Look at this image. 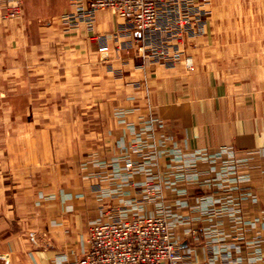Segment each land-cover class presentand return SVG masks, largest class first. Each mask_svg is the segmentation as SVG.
Masks as SVG:
<instances>
[{
    "label": "crops",
    "instance_id": "crops-1",
    "mask_svg": "<svg viewBox=\"0 0 264 264\" xmlns=\"http://www.w3.org/2000/svg\"><path fill=\"white\" fill-rule=\"evenodd\" d=\"M43 1L25 0L12 23L31 62L38 60L31 12ZM2 7L0 0L7 24ZM97 20L109 44L133 45L136 32L122 31L112 12ZM203 31L186 34L184 64L127 73L106 143H83L72 162L47 167L30 196L0 201V264L75 260L93 224L136 215L168 219L183 264H264V24H204Z\"/></svg>",
    "mask_w": 264,
    "mask_h": 264
},
{
    "label": "rangeland",
    "instance_id": "rangeland-1",
    "mask_svg": "<svg viewBox=\"0 0 264 264\" xmlns=\"http://www.w3.org/2000/svg\"><path fill=\"white\" fill-rule=\"evenodd\" d=\"M24 2L14 8L3 0L7 24H0V201L10 203L30 196L28 189L47 167L81 155L83 143L97 147L106 140L111 106L125 98L127 73L157 63L181 65L190 58L186 32L174 40L172 30L178 24L169 26L170 33L157 27L145 37L136 34L133 45L121 47L109 44L97 24L98 13L105 11L122 20V31L132 29L114 10L102 8L92 19H78L73 0H49L31 12L37 26L31 32L38 38V60L31 62L16 43L20 25L12 24L22 17ZM196 6L190 24L194 29L187 38H199L204 24H264V0H197ZM94 31L100 44L92 41ZM133 57L135 64L129 68ZM136 76L142 73L132 78L138 80ZM30 84L31 93L19 90ZM152 94L147 88V101L153 102ZM126 166L130 170L133 163ZM10 203L5 207L12 214L16 210Z\"/></svg>",
    "mask_w": 264,
    "mask_h": 264
},
{
    "label": "built area",
    "instance_id": "built-area-1",
    "mask_svg": "<svg viewBox=\"0 0 264 264\" xmlns=\"http://www.w3.org/2000/svg\"><path fill=\"white\" fill-rule=\"evenodd\" d=\"M21 1L9 0L14 8ZM196 2L73 0L78 19H92L97 10L110 8L124 19L125 24L136 30L138 37H145L148 31L157 27L170 33L169 26L178 24L177 29L172 30L174 40L182 38L185 32L193 31L190 24L198 8ZM69 16L76 19L75 13ZM183 259L180 242L173 238L165 216L136 215L93 224L85 252L79 258L63 264H183Z\"/></svg>",
    "mask_w": 264,
    "mask_h": 264
}]
</instances>
